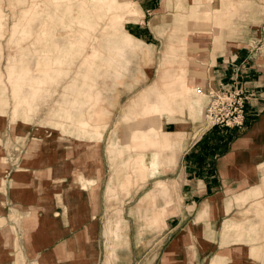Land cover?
I'll return each mask as SVG.
<instances>
[{
  "label": "crops",
  "instance_id": "1",
  "mask_svg": "<svg viewBox=\"0 0 264 264\" xmlns=\"http://www.w3.org/2000/svg\"><path fill=\"white\" fill-rule=\"evenodd\" d=\"M15 1L30 6L16 17L11 38H34L37 58L31 67L33 56L29 58L24 47L18 58L16 53L8 58L14 120L21 112L24 123L29 121L47 81L60 82L68 72L66 62L81 57L89 40L96 42V28L107 19V46L93 44L80 65L86 72L77 73L81 84L65 88L60 122L77 125L78 135L97 134L100 139L102 132L91 133L89 121L75 119L69 108L91 104L92 109L103 100L102 93L95 92L101 75L96 61L114 65L118 74L127 71L131 61L125 78L139 83L129 90L130 103L121 116L131 124L127 142L119 144L110 136L107 150L103 136L99 148L67 147L61 155L83 157L96 150L102 166L106 156L116 159L127 148L135 153L137 181L155 184L137 202L139 210L155 204L151 216L143 218L142 212L140 219L157 227L151 229L164 226L156 256L150 262L147 250L139 264H264V0H49L45 13L40 0ZM1 6L2 0L0 38L5 29ZM138 60L141 65L134 74ZM143 61L148 65L142 66ZM3 75L0 70V115L5 114L7 94ZM235 77L254 94L246 107V125L212 126L204 115L207 97L196 89L217 88ZM1 117L0 125L10 124ZM6 136L0 133V140ZM149 149L157 150V161L150 162ZM36 153L30 149L27 155L46 157L39 165L45 174L41 181L37 164L12 161L14 154L0 147V264H133L131 237L123 223L132 213H117L106 228L115 242L102 243L96 212L102 186L96 187V170L83 176L92 181L86 189L69 175L66 191H59L52 186V155ZM128 164L123 160V168L115 170L118 184L113 177L107 184L109 200L117 197L119 188L129 192L130 180L122 175ZM65 167L70 174L87 172L86 166ZM170 188L178 192L176 206L171 205ZM158 198L165 204L158 205Z\"/></svg>",
  "mask_w": 264,
  "mask_h": 264
},
{
  "label": "rangeland",
  "instance_id": "2",
  "mask_svg": "<svg viewBox=\"0 0 264 264\" xmlns=\"http://www.w3.org/2000/svg\"><path fill=\"white\" fill-rule=\"evenodd\" d=\"M41 3V11L45 13L47 7L49 5V0H40ZM15 0H2V11L5 14V29H3L2 37L0 38V45L2 47V54L0 55V70L4 74L2 79L4 84L7 86V94H6V103L4 104V116L1 118H5L7 122L5 125H0V133H7L6 141L2 142L0 140V147L5 148L9 152L13 153L12 161L17 160L19 164H26L29 161L31 165L37 164V173L36 176L38 180L41 181L45 177L44 173L40 171V164L45 163L44 156L41 157H31L29 158L28 151L30 149L37 150L36 154H51L52 155V165L54 167L52 174V182L53 188L59 191L65 192L67 188L66 182L70 180V172H66L67 168L65 166H71L72 168L75 166H86L88 164V158L90 157L89 166L86 168V174L80 173L79 176L71 181L81 182L80 186H83L84 189L87 188V183H92L91 180L83 178L85 175H91L92 172L96 170V187L102 186L101 193V203H97L96 199V212H100V228L102 232V243L108 244L110 241L115 242L113 239V234L110 232H106V228L108 224H114L115 217L117 213L123 214L132 213L131 220L129 222H123L126 224V228L129 231L131 244L133 246V253L131 256V260L133 264H139L142 256L146 255V251L148 250L151 254L150 262H152L153 258L156 256V251L159 247L162 246L163 241L161 240V236L159 233L163 230L164 226H161L158 229L154 225H147L148 221L141 218V213L143 212V218H148L151 216L153 209L155 208V204L152 207L142 206L141 210L138 209L137 202L140 197L151 187L154 186L151 190L155 189V184L149 182V185L141 184L144 181H137V173L134 171V159L135 153L131 150L125 149L123 155L121 157H117L116 159H110L109 156L103 158L102 161V169L101 172H98V165L94 160L93 156H66L65 152H67V147L75 150L82 149H91V148H99V140L103 138V143L105 148L108 150L109 138H118L120 140L119 144L127 142L128 136H130V126L131 124H127L126 120L122 118V114L125 112V108L130 103V97L132 96V89H136L137 80L132 77H126L125 73L128 72L129 67L131 66V61H128V70L121 72L122 74H118L115 72L114 65L108 66L107 62L96 61L97 64L95 67L99 68L100 77L96 81L95 92H101L103 96V100L96 104L95 108L91 109V104H84L83 108H69L72 113V117L82 118L84 120L89 121V131L91 133L95 132L96 129L98 133L102 132V136L98 139L97 134L86 135L85 137H79L78 131L79 128L75 124L67 123L62 126L60 124L61 121H64V111L65 101H64V93L65 88L74 82L77 81L78 84H81L82 76H78L77 73L79 70H82V74L86 72L85 66L80 69V65L85 58L92 51L93 44L96 45V48H104L107 46L108 37L107 31L109 30L107 27V19L101 21L98 28H96V33L93 35L96 37V42L93 40H89L85 47L83 48V55L74 61H67L65 64V70H68L64 77L58 84L54 81L48 80L45 84L47 91L36 101L34 105V109L30 114V119L27 123H24L21 112L18 114V117L14 120L13 118V107L14 102L12 98V88L7 81V71L6 66L8 63V58L11 54L16 53L17 58L20 56L19 49L24 47V53L29 55V58L33 56L31 61V67H34L37 56L34 55V47L31 45V39H25L20 41V36L15 37L14 40L11 38L12 26L15 22L16 17L20 16V11L22 9H26L30 6V3L17 6ZM16 8H15V7ZM126 20V18H124ZM37 30V29H36ZM17 38V39H16ZM94 39V38H93ZM59 40L63 42L66 40L63 37H59ZM94 45V46H95ZM38 51L41 49V45H37ZM30 51V54H29ZM107 56V55H106ZM105 56V57H106ZM133 73L140 68L141 63L138 61L134 62ZM143 65H148L147 61L142 62ZM96 78V77H95ZM127 82V83H126ZM109 88H113V90H108ZM67 89V88H66ZM109 91L110 98H106L107 94H104L106 90ZM115 89V90H114ZM106 95V96H105ZM107 99V100H106ZM83 101V100H81ZM80 101V103H81ZM84 103V102H83ZM2 110V108H0ZM130 115V114H129ZM149 115L148 112L144 114ZM128 116V115H126ZM134 117V116H128ZM140 117V116H139ZM122 118V119H121ZM140 119V118H137ZM5 129V130H2ZM94 130V131H93ZM11 137V139H10ZM78 146L79 148H77ZM149 153L150 162H154V159L157 161L156 153L157 150L149 149L146 150ZM50 152V153H48ZM61 153H65L61 155ZM72 153V152H70ZM90 154V153H89ZM126 154V155H125ZM102 159V158H101ZM123 160L128 161V166L126 172H122V175L130 180L129 192H123L120 188L118 189V194L116 198L109 200L106 196L105 188L111 178H114L115 184L117 183L116 169L123 168L120 164ZM4 164H7V159L2 158L1 160ZM2 163V164H3ZM103 164L108 165V170L106 172L103 171ZM63 166V167H62ZM50 176V175H49ZM65 181L62 183V180ZM76 183V182H75ZM72 183V184H75ZM150 191V190H149ZM148 192V191H147ZM170 196L172 198V206H176L178 203V192L177 190L170 188ZM158 195V194H157ZM162 197V194H159L157 197ZM155 198V200L157 199ZM127 199V200H126ZM158 205L165 204V199L158 198ZM141 211V212H140ZM170 211H168L169 214ZM123 219V218H122ZM124 220V219H123ZM125 226H123V229ZM124 233V232H123ZM112 245V244H111ZM129 260V259H128Z\"/></svg>",
  "mask_w": 264,
  "mask_h": 264
},
{
  "label": "built area",
  "instance_id": "3",
  "mask_svg": "<svg viewBox=\"0 0 264 264\" xmlns=\"http://www.w3.org/2000/svg\"><path fill=\"white\" fill-rule=\"evenodd\" d=\"M197 94H205L207 105L205 119L212 126L243 129L246 125V107L254 94L248 92L238 77L230 83H222L217 88L204 91L196 89Z\"/></svg>",
  "mask_w": 264,
  "mask_h": 264
},
{
  "label": "bare ground",
  "instance_id": "4",
  "mask_svg": "<svg viewBox=\"0 0 264 264\" xmlns=\"http://www.w3.org/2000/svg\"><path fill=\"white\" fill-rule=\"evenodd\" d=\"M81 136L85 137L86 135L80 134L79 137H81ZM76 147L79 148L78 146H76ZM90 155L93 156L94 160L96 161V163L98 165V168H97L98 169V172H101L102 166H101L100 157L98 155V151H96V150L95 151H91L90 152ZM89 161H90V157L88 158V164L86 165L85 169L89 166ZM79 175H80V173L77 170H74L73 171V174H72L73 179L76 178Z\"/></svg>",
  "mask_w": 264,
  "mask_h": 264
}]
</instances>
